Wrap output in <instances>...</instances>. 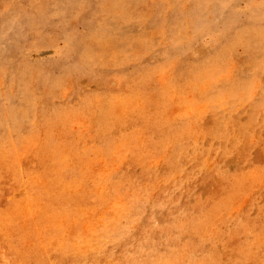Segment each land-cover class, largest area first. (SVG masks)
Listing matches in <instances>:
<instances>
[{"label": "rangeland", "instance_id": "rangeland-1", "mask_svg": "<svg viewBox=\"0 0 264 264\" xmlns=\"http://www.w3.org/2000/svg\"><path fill=\"white\" fill-rule=\"evenodd\" d=\"M0 264H264V0H0Z\"/></svg>", "mask_w": 264, "mask_h": 264}]
</instances>
